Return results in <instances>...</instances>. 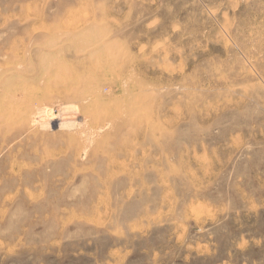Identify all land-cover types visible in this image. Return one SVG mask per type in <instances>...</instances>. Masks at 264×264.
I'll list each match as a JSON object with an SVG mask.
<instances>
[{
  "label": "rangeland",
  "instance_id": "1",
  "mask_svg": "<svg viewBox=\"0 0 264 264\" xmlns=\"http://www.w3.org/2000/svg\"><path fill=\"white\" fill-rule=\"evenodd\" d=\"M0 264H264V0H0Z\"/></svg>",
  "mask_w": 264,
  "mask_h": 264
}]
</instances>
